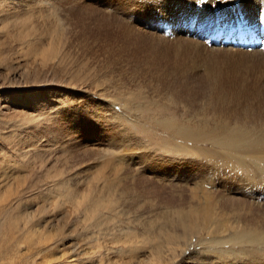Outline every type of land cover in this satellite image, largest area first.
<instances>
[{
    "label": "rangeland",
    "instance_id": "1",
    "mask_svg": "<svg viewBox=\"0 0 264 264\" xmlns=\"http://www.w3.org/2000/svg\"><path fill=\"white\" fill-rule=\"evenodd\" d=\"M130 1L135 2V7H131ZM136 4L139 5V0L121 3L116 0H0V203L7 196L8 188L12 194L10 201L3 204L8 209L7 218L0 215V257L5 255L1 250L3 237L15 221H25L28 227L36 225L48 232L63 230L58 240L61 246L45 264H79L80 248L90 234L84 231L70 205L56 196L59 189L44 181L47 168L63 169L64 166L70 190H77L81 185L84 176L81 168L78 170L75 166L72 172L65 167L74 146L67 148L62 135H55L50 142L45 140L50 124L53 121L62 126L71 124V112L78 106L86 107L89 113L99 111L105 129L115 128L122 141H132L126 145L128 150L137 148V155L150 154L153 162L161 157L165 169L178 167L185 172L180 175L182 181L166 179L159 183L165 195L190 196L189 188L193 186L186 179L193 170L187 168L188 164L192 169L197 165L203 172L214 169V163L194 152L188 137L194 138L195 146L207 145L219 151L224 140L237 135L241 140L238 145L241 144L231 145L229 149H243L240 119L247 109L264 107V52L238 49L239 52L233 51L235 55L232 51H214L203 45L196 48L193 40L191 43L186 36H178L181 39L176 36L173 38L178 39L176 44L180 47L177 55L157 47L143 29L136 28L134 15L138 16L139 10ZM86 144L89 145L76 147L83 150ZM121 148H116L111 156H115L121 167L133 166L136 156L117 158ZM70 162L72 165H68L73 166L79 160ZM137 167L141 169L140 165ZM218 168L225 175L219 173V181L213 180L208 188L219 198L223 190L215 188L228 185L225 192L239 197L251 209L244 217L247 222L241 226L246 228L250 223L255 230H264V183L257 180L253 184L249 182L250 185L241 182L242 186L230 187L229 181L241 176L236 172L238 169ZM17 176H26L25 181L20 180L22 187L12 181ZM194 179L199 178L194 176ZM16 191L20 193L18 196ZM55 201H59L57 206ZM118 221L120 226H127L122 228L141 231L136 223L128 224L124 217ZM17 252L12 251L10 256L22 253ZM32 256L23 258L20 264L43 262L41 258L36 259L37 254ZM242 261L230 259L229 264H246Z\"/></svg>",
    "mask_w": 264,
    "mask_h": 264
},
{
    "label": "bare ground",
    "instance_id": "2",
    "mask_svg": "<svg viewBox=\"0 0 264 264\" xmlns=\"http://www.w3.org/2000/svg\"><path fill=\"white\" fill-rule=\"evenodd\" d=\"M121 1L116 0L117 3H121ZM129 3H131V7H135L134 1ZM136 6L139 7L138 16L134 15L136 28L143 29L145 36L152 43L159 45L157 47L167 48L177 55L180 53V47L176 44L178 39L173 38L176 36L180 39L181 37L178 36H186L191 43L193 40L196 44L192 43V45L196 48H199L197 45H203L214 49V51L215 49L216 51L217 49L232 51V54L233 51H238V49L230 47L209 45L205 40L197 37L190 28L197 18L201 24H204L202 19L218 24L237 19V15H244L256 26L264 20V0H139V5L136 4ZM106 20H108L107 17ZM143 39L145 40V37ZM54 49L56 50V48ZM257 51L259 50L255 49L251 52ZM251 60L248 59L250 64ZM262 63L264 65V62ZM102 108L104 107L102 106ZM75 109H73L75 113L71 112L73 115L69 120L77 125L72 126L73 122L67 123L69 127L67 128L66 125L62 126L59 122L53 121L50 124L48 134L45 135V140L50 142V140H54L55 135H62L61 137L66 140L67 148L74 146L73 154L67 157L69 161L67 159L66 165H64L65 167L68 166L72 172L76 169H72L75 166L77 169L81 168L82 173H84L81 185L77 190H70L65 180L64 166L63 169L47 168L44 181L50 182L52 188L59 189L56 196H60L59 198H63L64 202L70 205L72 213L79 217L82 226H84V231L90 234L87 242L80 248L82 249V256L79 259V264L84 261L86 264H214L215 261L221 262L220 264H229L230 259L234 261L243 260L246 264H264V230L257 231L255 230L257 228L250 223L246 228L241 226L243 222H247V218L244 217L251 211L249 205L247 206L239 197H234L231 193L225 192L224 189L229 187L227 184L225 185L228 187L218 185L220 188H215L223 190V193L218 195L219 198L215 197V191L208 188L213 180L215 181L217 176H220L219 173H225L224 170L218 168L220 166H226L227 169L228 167L237 168L236 172L241 174L239 179L229 181L230 187L242 186L241 182L247 185L249 182L253 184L257 180L264 183V107L255 110L247 109L240 119L242 122H240L239 134L242 136L243 149H229L231 145L237 147L241 141L240 138L237 139V135L222 142L220 148L223 151H220L221 149L216 151L207 145L195 146L194 138L188 137L194 152L207 158L212 164H216H213L214 169H209V172H203V169L200 171L197 169V165L192 169L193 166L188 164L187 168L193 170L190 171V177L186 179V182H191L193 186V188H189L191 194L188 191L190 194L188 198L173 194L165 195L164 187L159 184L166 179L171 182L176 179L182 181L180 175L185 172L180 168L165 169L166 166L163 165L161 157L153 162L150 154L140 153L137 155V148L128 150L126 145L132 141L126 142V139H124L126 141H122L120 137H117V129L115 130V128L105 129L104 124L100 121L101 113L99 111L93 110L89 113L86 107L81 108L80 106ZM260 111L263 114L259 113ZM262 115L263 119L260 117ZM78 134L80 136L77 138L75 135ZM41 137H44V134ZM210 139L211 141H209L214 145L212 138ZM209 141L207 140V142ZM85 143H89V145L86 144L87 146H84L83 150L76 147ZM103 143L105 145H102ZM120 146H122L119 151L121 155H118L117 158L121 160L128 155L134 159L136 156L133 166L121 167L116 163L119 161L115 160V156H111V153ZM108 150L111 152L108 153ZM78 160L76 165L71 166L70 161L76 162ZM69 163L71 165H68ZM137 165H140L141 169ZM194 176L199 179L195 180ZM25 178L26 176H17L12 178V181L20 185V180ZM22 186L21 184L20 187ZM17 191L16 196L20 194ZM234 191L236 192V189ZM6 194L2 204L0 203V215L5 218H7L8 209L3 204L9 202L12 197L9 188ZM65 203L63 204L66 205ZM58 204L59 201H55L54 205L57 206ZM120 217H124L128 224H130L129 222L134 225L136 223L141 231H129L122 228L125 225L120 226L121 223L119 225L118 219ZM50 231L48 232L44 228L40 229L36 225L28 227L25 221H15L9 229L8 235L3 237L4 242L1 250H4L5 255H1L0 262L20 264L24 261L23 258L26 259L30 255L37 254L36 259L41 258L43 262L40 264H45L61 246L58 244V240L63 235L62 229L57 228ZM16 250L22 251V253L10 256L13 254L12 251L15 252ZM34 264L39 263L34 261Z\"/></svg>",
    "mask_w": 264,
    "mask_h": 264
}]
</instances>
